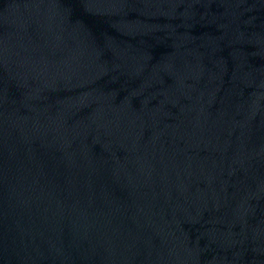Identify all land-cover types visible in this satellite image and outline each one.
<instances>
[{
  "label": "water",
  "instance_id": "1",
  "mask_svg": "<svg viewBox=\"0 0 264 264\" xmlns=\"http://www.w3.org/2000/svg\"><path fill=\"white\" fill-rule=\"evenodd\" d=\"M0 264H264V0H0Z\"/></svg>",
  "mask_w": 264,
  "mask_h": 264
}]
</instances>
